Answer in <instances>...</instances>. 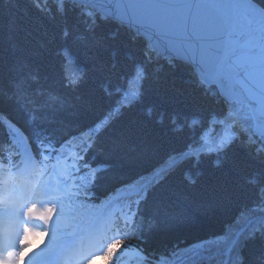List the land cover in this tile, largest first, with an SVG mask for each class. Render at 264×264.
<instances>
[{"label": "trees", "instance_id": "16d2710c", "mask_svg": "<svg viewBox=\"0 0 264 264\" xmlns=\"http://www.w3.org/2000/svg\"><path fill=\"white\" fill-rule=\"evenodd\" d=\"M0 113L60 139L106 122L90 150L102 199L157 174L133 264H264V147L247 108L126 28L64 0H0Z\"/></svg>", "mask_w": 264, "mask_h": 264}, {"label": "water", "instance_id": "95a60500", "mask_svg": "<svg viewBox=\"0 0 264 264\" xmlns=\"http://www.w3.org/2000/svg\"><path fill=\"white\" fill-rule=\"evenodd\" d=\"M68 1L127 28L162 58L187 65L225 102L246 106L252 134L264 146V120L258 117H264V8L259 4L253 0ZM227 52L233 56L229 61L223 56Z\"/></svg>", "mask_w": 264, "mask_h": 264}, {"label": "bare ground", "instance_id": "6f19581e", "mask_svg": "<svg viewBox=\"0 0 264 264\" xmlns=\"http://www.w3.org/2000/svg\"><path fill=\"white\" fill-rule=\"evenodd\" d=\"M161 16L159 15V18H160ZM189 42V41H188ZM251 51V50H250ZM255 53V52H254ZM224 57H225V60L226 61H229V60H231L232 59V54L231 53H225L224 55H223ZM256 65V64H255ZM259 117V119H261V120H264V117H262V116H258ZM9 212H13L14 213V215H18V217H21V216H23V214L21 213V212H17L16 213V211H9ZM30 213H33V211H30ZM6 216H8V215H6ZM0 218H3V216L2 217H0ZM13 253H11V252H9L8 253V256H7V258H6V263L5 264H14V261L16 262L17 261V258H14L13 257V255H12Z\"/></svg>", "mask_w": 264, "mask_h": 264}, {"label": "rangeland", "instance_id": "374dc122", "mask_svg": "<svg viewBox=\"0 0 264 264\" xmlns=\"http://www.w3.org/2000/svg\"><path fill=\"white\" fill-rule=\"evenodd\" d=\"M128 93H131V92H128Z\"/></svg>", "mask_w": 264, "mask_h": 264}]
</instances>
